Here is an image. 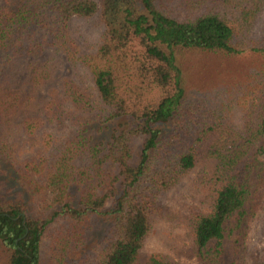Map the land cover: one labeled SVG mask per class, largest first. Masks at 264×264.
Wrapping results in <instances>:
<instances>
[{"label": "trees", "instance_id": "16d2710c", "mask_svg": "<svg viewBox=\"0 0 264 264\" xmlns=\"http://www.w3.org/2000/svg\"><path fill=\"white\" fill-rule=\"evenodd\" d=\"M164 2L102 0L105 38L89 55L72 38L70 22L95 16V1L0 5V264H224L225 241L235 232L231 264H264V249L248 244L252 225L264 226V81L248 92L241 87L229 102L192 101L183 71L189 54H243L264 0H178L190 13L210 4L183 20ZM50 50L90 73L95 101L71 82L64 96L88 113L78 118L82 126L96 121L107 136L75 130L49 154L24 161L14 122L35 110L37 91L52 81L54 65L36 61ZM251 51L264 58V47ZM23 70L29 84L22 94L16 81ZM243 96L241 124L234 111ZM22 126L31 148H39L43 121L27 118ZM139 137L145 143L134 167ZM201 162L214 164L198 181L203 200L168 218L187 228L186 242L143 263L162 197Z\"/></svg>", "mask_w": 264, "mask_h": 264}, {"label": "rangeland", "instance_id": "374dc122", "mask_svg": "<svg viewBox=\"0 0 264 264\" xmlns=\"http://www.w3.org/2000/svg\"><path fill=\"white\" fill-rule=\"evenodd\" d=\"M5 0H0V5ZM99 7V12L91 18H73L70 22V33L72 38L78 43L82 54H94L105 38L106 29L101 19L102 0H93ZM165 10L171 12L179 20H183L189 15L198 16L209 8V2L203 4L201 9L190 13V11L180 8L178 0H165ZM264 47V10L258 16L254 28L250 33L246 45L240 48L244 53L233 58H218L205 54H189L183 65L184 87L189 100L196 101L197 98L212 99L217 102H229L236 95L241 87H246V92L252 86L264 81V58L251 51L252 48ZM37 62H49L55 67L53 79L43 89L37 91V102L35 110L23 112L21 117L14 123L18 128L16 144L22 160H29L36 155L49 154L51 148L61 141L70 139L75 130H87V135L102 138L107 136L106 132L100 130L101 126L96 121L87 125H81L78 118L89 117L84 110H79L64 96V86L71 82L78 86L83 95L92 101L97 99L93 88L91 75L87 69L78 65L72 66L61 54L50 50L47 54L36 60ZM29 77L24 70L20 72L16 81V90L22 94L28 91ZM64 90V91H63ZM245 96L240 97L234 111L235 121L243 124L242 111L245 106ZM97 111L95 112V114ZM36 118L43 121V126L36 132V137L41 142L36 149L31 148L24 127V120ZM22 128V132L19 129ZM48 143V145L46 144ZM145 138L139 137L133 142V158L131 165L136 167L140 162ZM49 146L50 149H47ZM264 160V157H263ZM214 164L199 163L198 167L189 173L179 185L166 193L163 197L164 211L154 219V229L152 236L147 242L143 251V263L154 252L174 254L175 251L186 242L187 228L178 222L170 223L168 218L175 211L185 215L191 206H198L202 201L205 191L200 189L198 181L204 175L211 174ZM10 174V173H9ZM11 175V174H10ZM11 180V179H10ZM9 186H13L9 181ZM202 199V200H201ZM32 206L34 212L36 207ZM52 230L57 224L52 226ZM238 238L237 232L227 238L224 244V264H231L235 254V241ZM248 244L257 250L264 249V226L253 224L251 227ZM49 249V238L43 241V254L47 255ZM80 251L77 256L82 255ZM194 264V263H190Z\"/></svg>", "mask_w": 264, "mask_h": 264}]
</instances>
